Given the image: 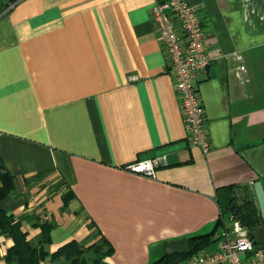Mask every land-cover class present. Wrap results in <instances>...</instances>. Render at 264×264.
I'll return each mask as SVG.
<instances>
[{
    "label": "crops",
    "instance_id": "0c3cea01",
    "mask_svg": "<svg viewBox=\"0 0 264 264\" xmlns=\"http://www.w3.org/2000/svg\"><path fill=\"white\" fill-rule=\"evenodd\" d=\"M190 1L211 60L198 75L207 154L189 139L156 0H0V162L14 182L0 209L31 246L46 222L49 254L77 241L104 244L112 264H150L264 184V0ZM159 155L154 178L127 168ZM13 244L0 233V264H17Z\"/></svg>",
    "mask_w": 264,
    "mask_h": 264
},
{
    "label": "built area",
    "instance_id": "2783aa9c",
    "mask_svg": "<svg viewBox=\"0 0 264 264\" xmlns=\"http://www.w3.org/2000/svg\"><path fill=\"white\" fill-rule=\"evenodd\" d=\"M152 15L168 60L169 72L175 78L184 122L192 145L204 154L211 149L210 129L201 98L198 75L207 70L210 57L200 9L190 0H156ZM246 71L243 56L233 52ZM166 155L138 160L127 166L129 170L148 177H156L159 167L166 166ZM231 227L223 226L215 236L216 247L211 252L200 251L179 264H264V248H258L249 229L239 220L231 219Z\"/></svg>",
    "mask_w": 264,
    "mask_h": 264
},
{
    "label": "trees",
    "instance_id": "16d2710c",
    "mask_svg": "<svg viewBox=\"0 0 264 264\" xmlns=\"http://www.w3.org/2000/svg\"><path fill=\"white\" fill-rule=\"evenodd\" d=\"M0 177L2 186L0 187V201L6 198L14 189L13 176L4 163L0 162ZM226 189H219L223 192ZM246 198L238 202L235 196H231L223 207L222 216L217 221L216 229L207 234H198L189 238L192 246L190 254H170L165 251V247L161 257L152 260L150 264H179L188 259L191 255L200 252L205 247L215 242L214 235L219 226H223L225 218L239 219L250 231V235L258 248H264V220L258 212L256 206L252 202H248ZM43 231V240L40 246L33 247L28 242L27 233L21 230V224L14 216L8 214L5 210L0 209V233L11 237L14 244L8 249L6 258L9 262L17 264H40L46 259L53 261L66 260L69 264H112L107 261L111 256V250L104 252L103 245H94L86 247L85 245L73 241L53 254L45 251L44 245L50 241L49 231L51 225L49 223H39ZM166 246V245H165ZM92 253L93 256L89 254Z\"/></svg>",
    "mask_w": 264,
    "mask_h": 264
},
{
    "label": "water",
    "instance_id": "95a60500",
    "mask_svg": "<svg viewBox=\"0 0 264 264\" xmlns=\"http://www.w3.org/2000/svg\"><path fill=\"white\" fill-rule=\"evenodd\" d=\"M249 201L254 202L255 206L264 220V184L262 181H257L247 187ZM165 251L170 254H190L192 246L188 238H180L171 240L166 243Z\"/></svg>",
    "mask_w": 264,
    "mask_h": 264
},
{
    "label": "rangeland",
    "instance_id": "374dc122",
    "mask_svg": "<svg viewBox=\"0 0 264 264\" xmlns=\"http://www.w3.org/2000/svg\"><path fill=\"white\" fill-rule=\"evenodd\" d=\"M225 221H226V226L230 228L231 225H232V221H231V219H230L229 217H227V218H225ZM219 230H220V231L223 230V227H222V229L220 228ZM214 248H215V247H213L212 244H211V245L205 247V248H204L203 250H201V251H204V252H206V253H209V252H211Z\"/></svg>",
    "mask_w": 264,
    "mask_h": 264
}]
</instances>
